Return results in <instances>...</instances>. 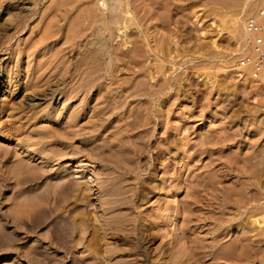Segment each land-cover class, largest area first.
Segmentation results:
<instances>
[{
	"label": "rangeland",
	"instance_id": "1",
	"mask_svg": "<svg viewBox=\"0 0 264 264\" xmlns=\"http://www.w3.org/2000/svg\"><path fill=\"white\" fill-rule=\"evenodd\" d=\"M34 1L0 0V70L4 81L8 79L7 72L13 70L18 84L14 88L15 95L12 96L14 109L0 115V264H166L164 252L168 242L172 240L171 232L167 231L165 225L159 227L150 219L146 224L154 227L153 229L157 228L159 234L152 232L156 236L149 242V233L138 230V222L147 213L157 212L161 208L165 210L173 190L183 182L185 186L199 187L194 189L193 186L190 188L182 185L179 198L192 204L193 206H188L193 211L187 207V215L191 212L192 216L191 213L184 216L185 206H182L178 216L181 221L184 220L181 216H187L189 218L186 219L191 218V221L193 218L196 224L201 225L191 222L194 226H200L196 229L201 230L200 234L206 240L203 245L199 242L202 246L200 248L206 249L204 252L198 251L201 259H204H200V263L264 264V232L250 218L253 214H264V165H261L264 161V97H256L254 88L239 85L237 78L231 74L239 56L233 40L236 28L233 18L256 15L264 0H255L252 4L256 7H250L251 3L247 0H168L170 2L167 4L160 0L164 2H160L161 6L158 5L162 10L165 4L168 6L171 3L172 8H166L172 11L168 10L169 15L173 13V18L168 17L174 23L169 25L173 26L172 29L175 28L173 34L176 33L174 37L169 36L168 32L164 33L167 30L164 28L165 31L161 30L162 34H166L164 37L169 40L167 42L171 39V45L178 42L181 51L173 53L175 58L161 53L164 61H159V64H165L164 69L168 73L160 74L156 80H151L148 76V81H153H149L150 83L159 85V88L154 86L156 92L151 84L152 91L143 73L138 75L139 78L143 77L139 81L145 80L144 84L154 92L150 94L156 93L157 98L149 94L145 97H131L120 110L109 113L113 108L114 95L105 87L102 90L94 86L91 98L84 102L85 108L77 116V134L76 128H70L68 123L72 106L77 102L75 99L68 103L64 101L69 98L68 89L77 85L73 67L87 55L89 47H86L90 38H80V46L77 41L76 46L72 45L71 48V44L65 40L66 34L61 32L55 38L58 41L52 44L48 56L51 58L52 54L59 53L58 59L53 57L54 60H59L58 69L49 77L42 75L45 81L48 78L49 83L44 85L40 81L41 88L34 91L30 88L32 83L26 85L25 81L28 64L34 65V57L29 59L26 52V48L34 44ZM149 1L154 4L152 2L156 0ZM45 4L41 1L36 9L40 12ZM156 6H152L153 9ZM161 8L158 9L159 12L162 11ZM39 12L35 15L36 19L40 16ZM198 17L201 18L200 21ZM161 24L163 23L159 26L162 27ZM213 40L217 41L218 48L209 50L211 58H201L195 48L200 43H210ZM81 41L86 44L83 45ZM191 46L193 50L190 49ZM248 50L251 53L252 47ZM32 51L34 53V49ZM149 60V63H157L152 55ZM241 60H238L240 65ZM130 73L128 71L125 76H133L132 79L127 78L131 85L135 81V85L139 82H136L138 77L132 75L133 72ZM31 75L34 78V68L28 76ZM121 78L116 81L122 83ZM179 83L184 88L188 84L192 85L189 95L185 89L183 95L179 92ZM100 94L104 99L96 101ZM6 97H0V106L12 99ZM134 100L138 103L136 106L133 105L136 103ZM139 100L146 104L143 105L146 108L139 106ZM160 105L165 109L163 112L159 110L162 108ZM90 106L99 107L96 114H101L103 120L100 121L98 117L96 121L89 110ZM134 106H139L143 110L138 108L139 112L145 111L144 114L147 108L151 112L148 110L146 115L141 112L139 115L137 108L133 111ZM128 108H131L134 115L127 112ZM34 111L39 118L35 122H28L27 117L34 116ZM45 115L50 118L42 120ZM93 128L99 130L95 136L89 134ZM49 130L60 131L63 139L47 140L42 132ZM116 133H120L119 140L109 139V136ZM96 137L101 141L97 143ZM121 143H125L131 149L130 152L119 147ZM100 146H105L108 159L109 156H114L122 163L123 170L106 166L103 161L109 160L90 153ZM197 150L204 153H199V156ZM51 151H58V157H50ZM189 151L192 157L189 156ZM176 152L178 156L182 154L179 157V160L183 159L182 165H178L179 161L172 163L166 169L167 175L160 174L156 179L158 186L154 178L161 165L168 163L166 159H161V153L171 157ZM192 152L197 153L196 156ZM120 153L123 156L130 154L125 156L124 161ZM78 159L90 164L89 168L103 172L101 177H107L111 181L102 185L90 182L91 198L87 202L76 204L75 199H72L68 202L69 205L62 207L56 201L64 198L62 193L71 186V182L90 181L88 172L77 169L75 161ZM28 170L32 173H27ZM34 172L41 178L34 181ZM177 174L186 176V181L178 180ZM190 177L194 179L191 180ZM112 184L123 193L128 192L125 195L127 204L110 203L116 200V197L112 198L106 192L107 189H112ZM157 186L159 188L156 194L150 196L148 204L147 200L140 201L139 193L145 189H156ZM99 191L103 193L98 194ZM191 191L194 193H190ZM34 197H40L48 204L42 200L36 201ZM105 207L113 209L110 211ZM82 212L86 216L96 217L105 228L104 234H101L104 240L100 244L95 240L92 242L93 221L89 222V231L82 236V240L73 224H69L74 216ZM176 223L178 221L175 225ZM180 231L177 233L183 236L185 232ZM187 238L185 236L183 239L189 244L193 243V236L192 239ZM172 262L179 264L177 259Z\"/></svg>",
	"mask_w": 264,
	"mask_h": 264
},
{
	"label": "bare ground",
	"instance_id": "2",
	"mask_svg": "<svg viewBox=\"0 0 264 264\" xmlns=\"http://www.w3.org/2000/svg\"><path fill=\"white\" fill-rule=\"evenodd\" d=\"M41 1H43L46 4H45V7L39 12V10L36 9V7L39 5V3ZM156 1L152 2L154 4H150L151 2L149 0H35L34 1V44L32 43V45H30L26 48L27 57L29 59L34 57V65H32L30 63L28 64L27 76L25 77L26 85H28L31 82L32 85L30 88L33 89L34 91L41 88V84H40L41 82L40 81H42V84L44 83V85L48 84L49 82L47 80L48 79L47 76L49 77L53 73V71H56L58 69V61L59 60L56 61V60H54L53 57H55V59H58L59 53L57 55L52 54L51 58L48 56L50 54L49 50L52 48V44L56 43L58 41L56 39H57V37H59L61 35L60 34L61 32L66 34L65 40L67 41L68 44H71V48H72V45H75L76 42L80 38L82 39L83 37H85L86 40H87V38H90V41H88V43H87V47L85 46L86 48L89 47V50H87V52L85 51L87 55L86 56L84 55L85 58L83 60H81V62L75 63L74 64L75 67H73L74 73L76 74V77H77L74 80H75V83L77 85L68 89L67 93L69 95V98L65 99V101H64V103H68L69 100L75 99L77 102V104L75 106H72L73 109L68 116V123L70 125V128H74V129L76 128V130H75L76 134L78 133L77 128H79V125L75 123L77 116L80 114L81 109L85 108L84 102L88 101L91 98V92L94 89V86H98L100 89H102V87H105V89H107L109 91V93L114 95L113 96V108L110 111H108L109 113H111L113 111L115 112L117 110H120L119 108L121 106L124 107L126 105L127 100H129L131 97L132 98L133 97H145L148 94L151 96L152 95V94H150L151 90H149V89L150 88L152 89L155 86L152 83H150V82H153L151 80H156L157 77L160 76V74L166 75L168 73L167 70L164 69L165 64H163V63L159 64V61H164L161 58L162 54H163V56H166V57L169 55V58L170 57L175 58V56H173V53L178 54L181 51V49L178 48L179 47L178 42L175 45L170 44L171 39H170V42H167L169 40L166 37H164V35H166V34L163 35L162 31H161V30L165 31V29H167L169 31L166 30V32H164V33L168 32L167 34L169 36L173 35V37H174V34H176V33L173 34V32H174L173 30L175 28L172 29L173 26L171 27V24L173 25V23H174V22L172 23L173 13H172V15H169V11H171L170 9L172 8V6L170 8L171 3L168 6L166 5L167 2H170V1L164 0V2L166 1L165 2L166 4L164 5V7L165 8L168 7L170 9H168L169 10L168 11L167 8L165 9L163 7V10L168 11V12L163 11L162 8L160 7L163 15L161 14V12L158 11V9L160 10L159 6L164 4V2L162 3L160 0H156ZM247 1H249L251 3L250 7H253V6L256 7L255 4H252L255 2V0H247ZM148 2L151 6L148 5ZM157 3H160V4H157ZM154 5H157V6L159 5L158 9H156L157 10L156 12H155V8L157 6L154 7V9H153L152 6H154ZM38 12H39L40 16H39V18L36 19L35 15ZM171 12H170V14H171ZM237 15H238V13H237ZM168 16L169 17L172 16V18H169ZM250 16H249V18H239V17L237 18V16H236V18H233L234 26L236 28L234 31L233 30H231V31H233V33H235L233 40H234V42L237 46V49L239 51V56H238V59L236 60L235 64L233 65V67H234L233 73H231V72L230 73L234 77L237 78V80L239 81L238 82L239 85H242L243 87L247 86L248 88L250 87L251 89L254 88L255 89L254 92H255L256 97H260V96L264 97V78H262L260 80L255 79L253 76L252 68L250 66L249 67H242L238 63L239 58L242 59V57H244L245 55L251 54V53H249L248 49L251 47V42L253 40V36L247 30V21L253 17V16H251V17ZM197 19H198V21H200L201 18L198 17ZM161 20H162V22H161ZM261 22L264 24V17L261 18ZM160 23H163V24H161L162 27L159 26ZM169 23H171V24L169 25ZM166 25H167V27H166ZM174 27H176V26H174ZM177 28H178V26H177ZM231 31H230V33H231ZM82 41H81V43H83ZM79 42L80 41H78V45H79ZM240 42H242V44ZM85 44L86 43H83V45H85ZM83 45H82V47H83ZM82 47H81V49H82ZM213 47L216 49L218 48L216 40H213L210 43L198 44V46L195 48L197 50V52L195 50H194V52L199 53V56L201 58H205V59L207 57L211 58V55H210L211 51H209V50H211ZM33 49H34V53L32 51ZM190 49L193 50V47ZM163 52L165 53V55ZM191 52H193V51H191ZM151 55L155 58V60L157 62L156 64H152V62H150V63L148 62ZM179 55H181V54H179ZM73 61H74V59H73ZM33 68H34V78H32V75L28 76L29 73L33 70ZM128 68H129V70H128ZM130 69L133 72L132 75H135V76L137 75V77H138V80L136 79V82L139 81V79H143V77L144 78L147 77V80H146V78H145V80L147 81V83L150 81L148 84V85H150V88L148 89L147 86L144 84L145 80H141L143 82L139 81L135 85H134V83H135V81H134L133 84L131 85L129 82V79L127 78L130 75L127 77L125 76L128 74V71H129V73L131 72ZM13 73H14L13 70L8 71L7 72V75H8L7 78L8 79L4 81L3 75H2V70H0V92H1L0 97L4 98L7 96L6 97L7 99L12 98L8 102H5L0 106V115L4 112L6 113L10 110H13L14 106H15L14 101H13L14 100L13 97L15 95L14 88L17 87L18 84L15 82V80L17 79V76H14ZM141 73H143L142 74L143 77L139 78V76H141ZM42 75L43 76L47 75V76H45L47 78L46 79L47 82L45 81V79ZM148 76H150V78H151V80H149V81H148V78H149ZM132 77L133 76H131L129 78L132 79ZM118 78L119 79L121 78V80L123 79L122 83H120L119 81H116ZM165 82H167V80ZM158 83H160V82H158ZM151 84L153 85V87L151 86ZM164 84H167V83H164ZM115 85H117V87ZM158 86H155V87L159 88ZM191 86H192L191 84H188L187 87L184 88L183 84L179 83L177 88H178L179 92L180 91L182 92V95H183L184 89H185V91L188 90V93L187 92H185V93H187V95H189L190 91L192 90ZM155 87L153 89L156 92ZM227 87H228L227 89H229V86H227ZM153 89H152V91H153ZM102 90H100V93L102 92ZM168 90H169V88H168ZM219 90H217V91H219ZM223 90H225V88ZM157 91H159V90L157 89ZM151 93H154V92H151ZM8 94H10V95H8ZM101 94H100V98L98 96L96 101H99L100 99H104V98H102L103 96ZM105 95H106V93H105ZM154 95H155V98H157L156 93ZM154 95H152V96L154 97ZM177 95H178V91H177ZM106 99H107V97H106ZM148 99H150V98H148ZM139 102H140V100H139ZM130 103H131V101H130ZM132 103H133V101H132ZM123 104H124V106H123ZM135 104H138V103L136 102L133 105H135ZM144 104L145 103L140 102L139 106L140 105L143 106ZM148 104H150L149 100H148ZM163 104H162V106H163ZM150 105H149V107H150ZM135 106L132 108L134 112H135L134 108H137V109L140 108L139 106L138 107H135ZM162 106L160 105V107H162ZM164 106H165V104H164ZM127 107H129V106H127ZM143 107H145V106H143ZM98 109H99V107H97V106H93V107L90 106L89 110H90V112L92 111V113L94 115L93 117L96 119V121H98V119H97L98 117H99V120L101 121V120H103V117L102 118L100 117L102 115L96 114V111ZM137 109H136V111H137ZM89 110L87 111L86 115H88ZM125 110H127V109H125ZM130 110H131V108L127 112H129V113L132 112L131 114L134 115L133 111H130ZM140 110H141V108H140ZM148 110L151 112V109L147 108L146 111L148 112ZM159 110L161 112H163V110H165V109L162 107ZM141 111H143V110H141ZM137 112L140 113L139 109ZM144 112L143 113L141 112V113L144 114ZM147 112L144 115H146ZM105 113H107V112H105ZM129 113H127V114H129ZM141 113L139 115H141ZM109 115L111 117V114H109ZM135 116L139 117L138 114H135ZM45 117L50 118L49 115H45L42 117V120L45 119ZM38 118H39L38 114L35 113V111H34V116H28L27 121L28 122H31V121L35 122ZM105 119H107V118H105ZM176 127H177V125H176ZM177 129H179V128H177ZM4 130H6V129H4ZM97 132H99V130L98 129L95 130L93 128L89 134L94 135ZM42 133L44 134V137L47 140L56 139V141H57V140H62L64 137L63 134L57 130L56 131L55 130H51V131L49 130L46 132L43 131ZM127 133L129 134V131ZM102 135H103V133H102ZM98 137H100V136H98ZM110 137H112V138H110ZM93 139L94 138H92V140ZM109 139L119 140L120 139V133L112 134L111 136H109ZM99 140L101 141V139H98V138L96 139L97 143ZM124 144L125 143H121L119 145V147H121V148L124 147L126 152H130L129 150H131V149H128L126 144L125 145ZM95 146H96V144H95ZM194 149H196V148L194 147ZM96 150H94V152H90V153L101 158V159L109 160V161H103V162H106V166L111 167V168H116L117 170H123V168L121 167L122 163L118 162L117 158H115L114 156H109V159L107 158L109 154L105 153V151H104L105 146H100ZM190 151H189V154H190L189 156L192 157V154ZM193 151H195V150H193ZM199 151L200 150H197L198 155L202 150L200 152ZM177 152L173 153L171 157H168V155L164 156V154L161 153V156H160L161 159H164V160L166 159L165 161H168V163H167V165H164V164L161 165L160 170L158 171L157 175L154 178L155 181L160 176V174L163 175V173H164V175H167L166 169L172 163H176L175 161H179L178 165H180V166L182 165L183 159H182V161L179 160V157H181L182 154H181V156H178V153L180 154V152H178V153ZM109 153H110V155L112 154L111 152H109ZM202 153H204V152H202ZM202 153H200V154L202 155ZM57 154H58V151H51L50 157H58ZM105 154H106V157H105ZM129 154L127 153L123 156L120 153L119 155H121L124 158L122 160L126 161L125 156H127ZM193 154H195V156H196L197 153H193ZM62 155H63V152H62ZM184 157H185V155H184ZM191 157H187V158H191ZM184 159H186V158H184ZM75 163L77 164V166H76L77 169L82 170L81 172H88L89 173L90 181L86 182V183H83L81 181L71 182V186L70 187L68 186L62 193V196H64V198L56 201V204L61 205L62 207L65 206L66 204L69 205L68 202L72 199H75L76 204L80 203V202L81 203L87 202V200H89L91 198L90 192L92 190H91V187H89L90 182L95 183V184L99 183L102 185V184H105V182L111 181L107 177H103V176L101 177V173H103V172H98L97 170H95V168H89L88 165H90V164L86 163V161L78 159L77 161H75ZM261 165H264V161L262 162ZM183 168L185 169V167H183ZM65 170L67 171L68 168H66ZM28 171H27V173H32L31 170L29 172ZM23 174H24V172H23ZM25 174H26V172H25ZM177 175L179 176L178 180L186 181V176L184 177L183 175H179V174H177ZM66 177H68V176H66ZM193 177H192V179L190 177V179L193 180L194 179ZM40 178L41 177L39 176V174L37 172H34V181L38 180ZM161 178L163 179L164 177H161ZM188 178L189 177H187V179ZM197 179H198V177H197ZM113 182H115V181H113ZM152 183L153 182H151V184ZM156 183L159 186V183L157 181H156ZM183 184H184V182H183ZM183 184L182 183L177 184V187H175V189L173 190V192L171 194V198L167 201L168 205L165 208V210L161 208L157 212L147 213L146 215L141 217V220L138 222L137 229L138 230L142 229L143 231H146L147 233H149V235H148L149 242H151V240L154 236L159 234V230L157 228L153 229L154 227L152 228L146 224L147 222L150 221V219L153 220L154 224H156L157 226L165 225L167 228V231H169V233L171 232L172 240L170 242H168V244H167L168 247H165L166 251L164 252V248L162 251V252H164V255L166 258L165 259L166 264H173V262H172L173 259H177L179 261V264H202L200 262H202L204 259L203 260L201 259V254H199L198 251H202L203 249H201L202 246L200 245L199 242L201 241V243L203 245V241L205 242L206 240H203V238L200 234L201 230L199 229L200 231H198L196 229L197 226H194V225H200V224H196L197 222L195 221L196 222L195 223L193 221L194 220L193 218H192V221H191V218L186 219V218H189L187 216H189L191 212L187 215L189 210L186 211V209H188L187 207H189V209H190V206H188L190 203L187 202L188 203L187 204L186 202H184V200L182 201L179 198V193H180L179 191H182V188H183L182 185ZM192 184H194V183H192ZM192 184H190V185H192ZM185 185L186 184H184V186ZM158 186L156 189H145L141 193H139L138 195L140 197V201L143 202V201L147 200V204H148L150 201V196L153 194H156V190L159 188ZM188 186H185V187H188ZM192 186L194 189L199 188L197 186L194 187V185H192ZM110 187H112V189H110V190L107 189L106 192H108V194H111L112 198L116 197V200L110 201V203L115 204V203L121 202L123 204H127V203H125L127 200L125 195L128 192L123 193L120 189H117L114 186V184L110 185ZM102 193H103L102 191L98 192V194H102ZM190 193H194V191L193 192L191 191ZM195 193H196V191H195ZM82 195H83V198H81ZM37 199L42 200L43 202H45V204H48L42 198L34 197V200L37 201ZM43 202H41V203H43ZM41 203H40V205H41ZM100 204H102V201H100ZM35 205H36V202L34 204V207H35ZM190 205H192V204H190ZM30 206H32V205H30ZM37 206L40 207L38 204H37ZM37 206H36V208H37ZM182 206H183V208L185 206V208H184L185 210L184 209L183 210L186 212V213H183V211H182V213L184 214V216H185V214L187 215L186 218L184 216H181L182 219H184L183 221H181L180 217L178 216V213H180L179 210L182 209ZM104 209H108L111 211L113 209V207H109V208L105 207ZM190 211H193V208H192V210L190 209ZM182 213H181V215H182ZM21 214H23V213H21ZM77 216H78V218H77ZM77 216H74L75 218L72 219V222L71 223L68 222V223L73 224L75 230L78 233H80V235H81L80 240H82V238H83L82 236H84L86 234L87 230L89 231V222L93 221L94 222V230H93L94 239H92V242H93V240H95V242L100 244V242H102L104 240L101 237L102 236L101 234H104L103 231L105 229L104 227L101 226L100 221L94 216H86L83 212L78 214ZM191 216H192V213H191ZM250 218H251L252 222L254 223V225H256L260 231L264 232V214H259V215L253 214ZM162 219H163V221H162ZM176 221H178V223H176V225H175ZM200 221H201V219H200ZM191 222H194L195 224L193 223L194 224L193 225ZM69 224H67V225L69 226ZM69 227H71V226H69ZM199 227H197V228H199ZM178 230H181L182 233H183V231L185 232L183 234V236L181 235V233H177ZM152 232H154L156 235H154V233L152 234ZM175 233H177V234L175 235ZM184 235L186 237H188L187 239H192L191 237L193 236V241H192L193 243L189 244L185 239H183L185 237ZM189 235L191 237H189ZM204 244H206V243H204ZM207 248H208V246H207ZM211 248H213V247H211ZM204 250H206V249H204ZM204 250H203V252H204ZM208 255H210V254H208ZM202 258H204V256H202ZM200 259L202 261H200ZM208 259H209V257H208ZM4 263H6V262H4ZM8 264H9V262H8Z\"/></svg>",
	"mask_w": 264,
	"mask_h": 264
},
{
	"label": "built area",
	"instance_id": "3",
	"mask_svg": "<svg viewBox=\"0 0 264 264\" xmlns=\"http://www.w3.org/2000/svg\"><path fill=\"white\" fill-rule=\"evenodd\" d=\"M264 1L256 15L247 21V30L253 36L251 42L252 52L245 55L241 60L242 67H251L255 79L264 78Z\"/></svg>",
	"mask_w": 264,
	"mask_h": 264
}]
</instances>
